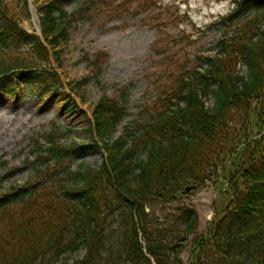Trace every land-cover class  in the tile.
<instances>
[{
    "label": "trees",
    "instance_id": "obj_1",
    "mask_svg": "<svg viewBox=\"0 0 264 264\" xmlns=\"http://www.w3.org/2000/svg\"><path fill=\"white\" fill-rule=\"evenodd\" d=\"M234 2L222 19L232 35L155 119L115 138L126 108L103 96L92 143L65 147L50 134L48 146L26 159V186L0 182V264H69L80 250L84 257L70 264H264V0ZM20 9L29 19L27 3ZM37 10L47 47L0 7L6 95L14 96L19 82L38 86L40 95L62 86L51 56L60 61L76 16L57 1ZM244 13L252 15L234 23ZM100 149L106 158L99 169L73 171L67 163ZM213 177L228 183L221 188L226 201L198 234V214L183 199ZM161 204L169 205L166 214L154 210Z\"/></svg>",
    "mask_w": 264,
    "mask_h": 264
},
{
    "label": "rangeland",
    "instance_id": "obj_2",
    "mask_svg": "<svg viewBox=\"0 0 264 264\" xmlns=\"http://www.w3.org/2000/svg\"><path fill=\"white\" fill-rule=\"evenodd\" d=\"M29 1L35 9L57 1L76 20L68 43L61 47L60 61L51 56L52 70L62 81L59 89L40 95L38 86L19 82L11 97L0 88V182L6 189L27 185L32 169L25 161L34 150L48 146L50 134L65 147L92 143L94 109L103 96L126 108L115 138L125 129L135 132L155 119L166 105L173 104L171 98L176 97L181 82L195 69H205L203 58L214 56L217 43L232 35L233 29L223 28L222 19L236 9L234 0H0V7L14 11L21 26L35 34L39 16L27 5V19L20 9ZM251 15L241 14L234 23ZM241 70L247 73L246 68ZM206 106L212 108L213 100ZM105 158L100 149L67 163L73 171L99 169ZM219 179L213 177L183 199L198 214V234L207 232L226 201L221 188L228 186ZM168 208L161 204L154 210L166 214ZM84 254L81 250L68 263ZM58 264L65 263L60 260Z\"/></svg>",
    "mask_w": 264,
    "mask_h": 264
},
{
    "label": "water",
    "instance_id": "obj_3",
    "mask_svg": "<svg viewBox=\"0 0 264 264\" xmlns=\"http://www.w3.org/2000/svg\"><path fill=\"white\" fill-rule=\"evenodd\" d=\"M30 9L33 10V6H32V4H30ZM190 190H191V187H187L186 190H185V192H188V191H190Z\"/></svg>",
    "mask_w": 264,
    "mask_h": 264
}]
</instances>
